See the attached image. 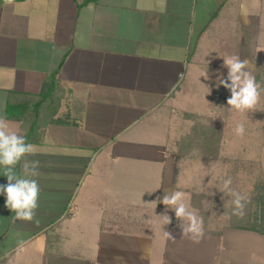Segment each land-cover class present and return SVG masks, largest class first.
<instances>
[{
	"label": "crops",
	"instance_id": "0c3cea01",
	"mask_svg": "<svg viewBox=\"0 0 264 264\" xmlns=\"http://www.w3.org/2000/svg\"><path fill=\"white\" fill-rule=\"evenodd\" d=\"M83 1L0 0V115L40 162L34 220L0 194V264H264L263 236L202 222L194 243L157 200L181 191L201 219L177 153L182 112L219 94L239 32L246 70L264 65V0Z\"/></svg>",
	"mask_w": 264,
	"mask_h": 264
},
{
	"label": "rangeland",
	"instance_id": "374dc122",
	"mask_svg": "<svg viewBox=\"0 0 264 264\" xmlns=\"http://www.w3.org/2000/svg\"><path fill=\"white\" fill-rule=\"evenodd\" d=\"M242 38V32H239L238 56L245 59L246 48L242 46L244 43ZM258 67L262 69L259 70ZM263 69L264 65H255L252 71V75L262 89H264ZM222 75V77L227 76L226 71L222 72ZM193 84L197 93L203 91L202 85L198 82H193ZM209 95H195L189 98L191 103L194 99L201 106L193 107L191 103L185 104L195 110L190 109L191 112L188 113L182 112V116L189 123H182L184 129L179 131L186 135L189 130L191 131L192 126L196 127L198 131H203L206 127L208 131L210 129L214 131L215 137L218 136L219 141L218 158L208 165L200 162L198 158H189L185 160L186 162L183 161L186 163L184 167L189 173L186 186L197 189L201 191L198 192L199 194L205 195V198L202 199V209L204 212H208L210 228L219 229L221 226L233 223L248 227L255 225L258 226L259 232L242 231L264 237V91L261 92L260 100L252 112H238L230 109L227 105L230 95L228 97H223V94L220 97ZM218 105L221 107L217 113L214 112V109L211 110ZM202 106L206 110L201 112L198 109H203ZM223 113L226 114V117L223 116ZM240 123H243L245 127L242 136H238L234 131L237 124ZM176 126L178 127V124ZM197 140L199 141L201 138L198 137ZM194 151L196 152L198 149ZM229 177L232 181L230 187L245 198L243 216L232 214L233 198L224 192V180Z\"/></svg>",
	"mask_w": 264,
	"mask_h": 264
},
{
	"label": "clouds",
	"instance_id": "9594fccd",
	"mask_svg": "<svg viewBox=\"0 0 264 264\" xmlns=\"http://www.w3.org/2000/svg\"><path fill=\"white\" fill-rule=\"evenodd\" d=\"M10 3L11 0H8ZM91 7V6H90ZM224 66L227 68L226 78L220 79V85L229 90L231 95L227 99L230 109L238 112H252L255 110L264 89L257 83L255 77L247 69V61L239 56H231L224 59ZM207 79V73L205 74ZM238 136L245 132L243 123L237 124L234 129ZM35 154V146L26 143L25 137L18 134L11 123L0 115V168L7 178V184L0 185V194L6 196L5 206L15 213L16 220L32 221L39 207L38 198L40 187L38 181L32 177L38 176L40 162L38 160H28V155ZM22 163L21 173L18 174L16 166ZM231 178L224 180V192L232 199L233 215L243 216L245 203L244 197L234 191L230 185ZM157 200L163 203L166 209H172L176 218L181 221L183 236L187 235L194 243H199L203 236L202 219L198 218L194 212L189 211L184 203V193L176 191L170 195H163ZM166 217L167 224L171 223V218ZM187 222L184 226L183 222ZM165 235L172 240L175 237L171 232L165 231Z\"/></svg>",
	"mask_w": 264,
	"mask_h": 264
},
{
	"label": "trees",
	"instance_id": "16d2710c",
	"mask_svg": "<svg viewBox=\"0 0 264 264\" xmlns=\"http://www.w3.org/2000/svg\"><path fill=\"white\" fill-rule=\"evenodd\" d=\"M88 2V0H84L83 3ZM258 69H262L261 67H258ZM264 70V69H263ZM56 75L49 76L43 83V88H42V95H50L53 94L54 90H58L56 81H55ZM223 78H226L223 77ZM222 78V79H223ZM223 97H228L230 95V91L225 89L221 85V91H219V94H217V97L222 96ZM53 97V96H52ZM226 103V101H224ZM219 104V103H218ZM220 105L217 106L215 113H217L220 110ZM224 110V109H223ZM226 112V110H225ZM221 113V112H220ZM219 115V114H218ZM200 116V115H198ZM223 116L226 117V114L223 113ZM209 119V118H208ZM221 120V119H219ZM209 129V128H208ZM215 132L214 131H208L207 127L204 128L203 131H198L196 127H191V131L189 130L188 133L184 136H182L179 141L177 142V153L178 157H189V158H198L203 164L208 165L212 162H215L218 158V146H219V141H218V136L215 137ZM200 137L201 140H197V138ZM198 151H194L197 150ZM192 204L193 206L199 211L198 215L201 217L202 222L206 230H210L211 228L209 227V216L208 212H204L202 207L200 206V201L205 198V195L203 194H192ZM226 228H232V229H240V230H247V231H252V232H259L258 226H253L250 225L244 226V225H235L234 223L228 226H224ZM219 228L216 230V232L219 233L223 228ZM263 234V233H261Z\"/></svg>",
	"mask_w": 264,
	"mask_h": 264
}]
</instances>
